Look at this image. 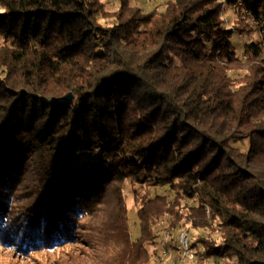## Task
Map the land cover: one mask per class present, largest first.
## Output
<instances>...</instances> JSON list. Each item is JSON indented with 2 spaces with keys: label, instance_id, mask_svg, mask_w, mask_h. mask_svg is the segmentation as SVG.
Masks as SVG:
<instances>
[{
  "label": "trees",
  "instance_id": "1",
  "mask_svg": "<svg viewBox=\"0 0 264 264\" xmlns=\"http://www.w3.org/2000/svg\"><path fill=\"white\" fill-rule=\"evenodd\" d=\"M133 1L0 0V245L157 264L166 214L169 254L264 264V0Z\"/></svg>",
  "mask_w": 264,
  "mask_h": 264
},
{
  "label": "rangeland",
  "instance_id": "2",
  "mask_svg": "<svg viewBox=\"0 0 264 264\" xmlns=\"http://www.w3.org/2000/svg\"><path fill=\"white\" fill-rule=\"evenodd\" d=\"M106 4V8L107 9H114L115 8V3H118V0H101ZM162 1L164 0H134L132 3L134 5H137L141 8H143L145 11H151L153 8L155 7H159L161 5V3H163ZM226 17L227 19H229V21L233 23H235V21L238 19L237 15H235V13H233L231 10H227L226 11ZM242 21V24L246 25L248 28V33L247 36H232L231 37V42L235 47V50L237 52H241L242 50V44L244 42L247 41H258L260 40V36L259 33L257 31V29H255L251 23V25H249V21L248 19H240ZM102 23H104L105 21H101ZM252 27V28H251ZM252 29V30H249ZM122 187V194L125 197V201H126V208H127V214H128V220H129V224H130V233L131 236L133 237V239H136L139 236V228H138V219H137V214H136V209L137 206L135 204V201L133 200L132 197V193L130 192V187H129V182H123L121 184ZM139 195L138 197H140L146 190L145 188H140L139 189ZM166 189L165 188H157V189H152L149 188L148 192L150 195H154V194H163L166 193ZM163 217H165V220H167V215L165 214ZM162 217V218H163ZM156 226V231H158L161 227L160 222ZM166 223V222H165ZM158 228V229H157ZM186 229H184L183 231H185ZM155 231V234H156ZM188 234V242H189V246L193 245L196 243V239L199 235V232L194 231L192 229H189L187 231ZM157 235V234H156ZM155 241L157 242V238L155 239ZM57 252L55 254H53V252L50 251H40V252H36V253H30L29 255H22L20 253H15L12 250H8V248L0 245V264H52L56 259L58 258V254L59 250H56ZM176 254H169L168 257V261L175 258ZM166 260V261H167ZM160 260L158 259L157 264H159ZM184 264H200L196 261H185ZM205 264H214V262H209V263H205Z\"/></svg>",
  "mask_w": 264,
  "mask_h": 264
},
{
  "label": "built area",
  "instance_id": "3",
  "mask_svg": "<svg viewBox=\"0 0 264 264\" xmlns=\"http://www.w3.org/2000/svg\"><path fill=\"white\" fill-rule=\"evenodd\" d=\"M233 9L245 13L243 1L236 0ZM165 222V217H163L160 222L161 227L158 231H156L157 244L159 247V264H184L185 261H195V254L189 246L188 234L186 231H181L176 239V257L169 261L167 260L169 257L168 249L171 242V234L165 229Z\"/></svg>",
  "mask_w": 264,
  "mask_h": 264
},
{
  "label": "water",
  "instance_id": "4",
  "mask_svg": "<svg viewBox=\"0 0 264 264\" xmlns=\"http://www.w3.org/2000/svg\"><path fill=\"white\" fill-rule=\"evenodd\" d=\"M72 99H73L72 95L68 94V95L64 96L63 98L58 99L57 102L58 103H68V102H71Z\"/></svg>",
  "mask_w": 264,
  "mask_h": 264
}]
</instances>
